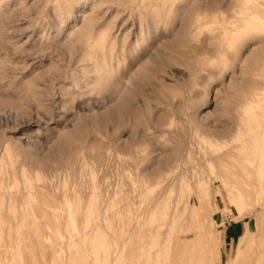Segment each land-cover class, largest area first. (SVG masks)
<instances>
[{"label":"rangeland","instance_id":"rangeland-1","mask_svg":"<svg viewBox=\"0 0 264 264\" xmlns=\"http://www.w3.org/2000/svg\"><path fill=\"white\" fill-rule=\"evenodd\" d=\"M258 160L264 0H0V264H264Z\"/></svg>","mask_w":264,"mask_h":264},{"label":"crops","instance_id":"crops-1","mask_svg":"<svg viewBox=\"0 0 264 264\" xmlns=\"http://www.w3.org/2000/svg\"><path fill=\"white\" fill-rule=\"evenodd\" d=\"M236 233H234L231 229L227 230V232L225 233L226 237H229L230 240H234V236ZM247 234V231L245 228H243V230L241 231V233L237 236V240H236V247L240 244V241L242 238H244Z\"/></svg>","mask_w":264,"mask_h":264},{"label":"bare ground","instance_id":"bare-ground-1","mask_svg":"<svg viewBox=\"0 0 264 264\" xmlns=\"http://www.w3.org/2000/svg\"><path fill=\"white\" fill-rule=\"evenodd\" d=\"M256 167H255V169H256V171L258 172L260 169H262L264 166L262 165V164H264L263 162H260L259 160H258V162H256ZM255 173V172H254ZM262 185V184H261ZM263 186H264V183H263ZM261 188H262V186H261ZM263 189V188H262ZM262 189H261V191H262ZM264 190V189H263ZM259 192V191H258ZM257 194H259V193H257ZM261 194V193H260ZM262 195V194H261ZM256 198H257V196H256ZM239 217V216H238ZM237 217V218H238ZM163 219H164V221H165V218L163 217ZM167 222V221H166ZM171 222V221H170ZM254 224H252L251 225V229H250V233L252 234V236H253V232H254ZM246 238L247 237H245L244 239H243V241H242V243H244L245 241H246ZM241 243V244H242ZM239 251L240 250H238V253H239ZM237 260L239 261V262H241V260H240V258H239V256H238V258H237Z\"/></svg>","mask_w":264,"mask_h":264}]
</instances>
